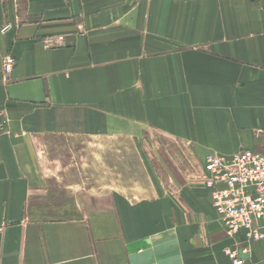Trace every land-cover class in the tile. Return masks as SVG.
<instances>
[{
    "label": "crops",
    "instance_id": "crops-1",
    "mask_svg": "<svg viewBox=\"0 0 264 264\" xmlns=\"http://www.w3.org/2000/svg\"><path fill=\"white\" fill-rule=\"evenodd\" d=\"M149 132L202 161L264 152L262 3L0 0V264H233L247 238L209 189L100 190L59 151ZM248 247L264 264V239Z\"/></svg>",
    "mask_w": 264,
    "mask_h": 264
},
{
    "label": "rangeland",
    "instance_id": "rangeland-1",
    "mask_svg": "<svg viewBox=\"0 0 264 264\" xmlns=\"http://www.w3.org/2000/svg\"><path fill=\"white\" fill-rule=\"evenodd\" d=\"M135 135L136 132H132L131 137L137 138ZM145 138L154 141L153 143L148 141L146 147H138L132 144L129 136L116 135L114 138L84 139L80 143L66 141L63 146L61 144L59 151L60 154H64L66 150L67 166L82 169L84 182L87 177L90 180L93 176L100 190L106 187L145 188L154 182L157 176L159 179L157 182H162V185L169 190H177L186 184L190 187L206 188L203 182L205 163L212 155H207L202 161L196 148L194 151L191 147L175 146L166 141V137H161L154 132L147 133ZM157 139L164 140V145L160 146ZM187 151L195 152L193 159L186 158ZM246 151L264 154V152L250 149H243L239 152ZM79 155L82 156L81 160L79 161L76 157L77 162L75 163L73 157ZM147 155L149 157H146Z\"/></svg>",
    "mask_w": 264,
    "mask_h": 264
},
{
    "label": "built area",
    "instance_id": "built-area-1",
    "mask_svg": "<svg viewBox=\"0 0 264 264\" xmlns=\"http://www.w3.org/2000/svg\"><path fill=\"white\" fill-rule=\"evenodd\" d=\"M258 1L264 5V0ZM46 45L53 46L48 40ZM16 61L3 60L2 71L9 78ZM204 185L210 190L212 205L228 235L243 232L245 246L227 249L233 264H245L250 241L264 239V154L251 151L212 155L205 163Z\"/></svg>",
    "mask_w": 264,
    "mask_h": 264
}]
</instances>
